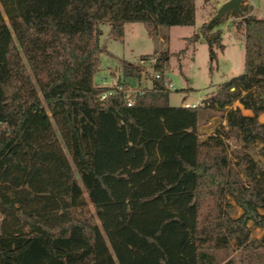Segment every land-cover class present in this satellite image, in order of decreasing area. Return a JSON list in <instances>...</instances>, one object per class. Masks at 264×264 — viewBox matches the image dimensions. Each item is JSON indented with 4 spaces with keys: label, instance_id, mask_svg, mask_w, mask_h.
<instances>
[{
    "label": "trees",
    "instance_id": "16d2710c",
    "mask_svg": "<svg viewBox=\"0 0 264 264\" xmlns=\"http://www.w3.org/2000/svg\"><path fill=\"white\" fill-rule=\"evenodd\" d=\"M195 1L0 0V264H220V252L257 243L247 223L264 229V165L232 162L227 141L260 143L264 159V19L234 13L244 72L197 108L169 105L168 51L131 106L119 91L101 100L111 88L95 85L111 56L101 25L120 40L141 24L156 40L161 27L194 26ZM219 23L191 38L212 59ZM121 64L124 78L146 74ZM217 116L225 125L202 139Z\"/></svg>",
    "mask_w": 264,
    "mask_h": 264
},
{
    "label": "rangeland",
    "instance_id": "374dc122",
    "mask_svg": "<svg viewBox=\"0 0 264 264\" xmlns=\"http://www.w3.org/2000/svg\"><path fill=\"white\" fill-rule=\"evenodd\" d=\"M223 1L225 0H196L195 25L161 27L156 40L148 38L141 24H126L120 40L113 38L108 25H101V45L112 57L101 56L95 85L111 90L118 87L126 94L148 90L156 75L153 69L156 59L160 53L168 51L171 57L166 64L165 79L172 85L170 104L181 106L185 102H201L215 92L219 85L244 72V27L241 18L233 12L220 18L219 25L213 29L221 30L223 45V50L214 49L215 59L210 57L203 38L196 42L191 40L194 34H199L201 26L215 16L219 8L214 6L222 4ZM243 6L251 7L252 15L264 19V0H243L241 8ZM0 10L7 20L2 6ZM122 61L143 67L146 74L140 80L124 78ZM184 97H187L185 101ZM231 107L239 108L244 115L247 114L238 102H234ZM261 120H264V115H260V122ZM224 125L225 122L220 116L214 117L200 127V137L204 139L212 136L215 130ZM227 144V154L232 162L236 157L248 154L256 163L264 165V159L259 155L260 143L244 145L241 141L229 140ZM226 199L233 207L231 217H240L243 214L242 209L230 197L227 196ZM259 213L264 214V211L259 210ZM247 227L250 229V239L257 243L250 250L239 249L233 245L232 250L220 252V264L229 260L232 264H264V229L254 226L252 222H248Z\"/></svg>",
    "mask_w": 264,
    "mask_h": 264
},
{
    "label": "water",
    "instance_id": "95a60500",
    "mask_svg": "<svg viewBox=\"0 0 264 264\" xmlns=\"http://www.w3.org/2000/svg\"><path fill=\"white\" fill-rule=\"evenodd\" d=\"M243 0H228L223 3L219 9L217 10L215 16L211 19V21H218L222 18L226 13L233 12L243 18V14L241 12V5Z\"/></svg>",
    "mask_w": 264,
    "mask_h": 264
},
{
    "label": "built area",
    "instance_id": "2783aa9c",
    "mask_svg": "<svg viewBox=\"0 0 264 264\" xmlns=\"http://www.w3.org/2000/svg\"><path fill=\"white\" fill-rule=\"evenodd\" d=\"M158 78H159V74H156V75H155V79H158ZM165 87H166L168 90H171V89H172V85H171V83H169V81H167V80H165ZM114 91L123 92L120 88L116 87L114 90H111V89H110L108 92H104V93H102L100 99H101V100H104L107 96L111 95ZM141 92H142V91H141ZM141 92H140V93H141ZM123 93H124V96H125V99H126V102H127L128 106H131L132 101H131L130 97H131L132 95H134L135 93H137V92H135V93H131V94H126L125 92H123ZM198 106H199V104H192V105H190V104H184V108H191V109H194V108H197Z\"/></svg>",
    "mask_w": 264,
    "mask_h": 264
},
{
    "label": "crops",
    "instance_id": "0c3cea01",
    "mask_svg": "<svg viewBox=\"0 0 264 264\" xmlns=\"http://www.w3.org/2000/svg\"><path fill=\"white\" fill-rule=\"evenodd\" d=\"M226 1H227V0L223 1L222 4L225 3ZM222 4H220V5H215L214 7H215V8H219V6H221ZM209 18H211V16H210ZM206 23H207V21H206ZM186 98H187V97H184L183 100L185 101ZM205 99H206V98H205ZM200 103H201V102H195V103H194V102H193V103L185 102V103H183L181 106L184 107V104H190V105H192V104H200ZM169 105H171V104H170V95H169ZM171 106L177 107L176 105H171ZM242 109H243V108H242ZM243 111L247 113L246 115H248V116L251 115V112H250V111H248V110H244V109H243ZM262 115H264V113H263ZM259 121H260V117H259ZM261 122H264V120H261ZM1 220H2V217L0 216V223H1Z\"/></svg>",
    "mask_w": 264,
    "mask_h": 264
}]
</instances>
